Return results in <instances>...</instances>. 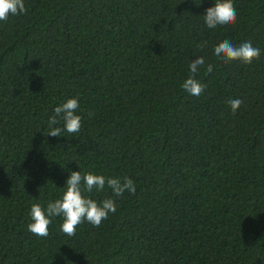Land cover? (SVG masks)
I'll list each match as a JSON object with an SVG mask.
<instances>
[{"label":"trees","instance_id":"16d2710c","mask_svg":"<svg viewBox=\"0 0 264 264\" xmlns=\"http://www.w3.org/2000/svg\"><path fill=\"white\" fill-rule=\"evenodd\" d=\"M24 3L0 21V264H264V0H233L237 23L211 29L215 0ZM224 40L260 59H217ZM197 56L200 97L182 88ZM73 97L80 132L58 117L62 136L48 135ZM79 170L136 192L85 193L117 210L73 237L62 217L47 237L29 232L31 205L61 198Z\"/></svg>","mask_w":264,"mask_h":264},{"label":"clouds","instance_id":"9594fccd","mask_svg":"<svg viewBox=\"0 0 264 264\" xmlns=\"http://www.w3.org/2000/svg\"><path fill=\"white\" fill-rule=\"evenodd\" d=\"M26 11L24 0H0V21H7L10 15L16 16L24 14ZM237 19L233 0H215L214 6L207 8L204 15L205 24L210 29L217 26L235 25ZM206 43L201 42L197 45V49L202 50ZM213 52L217 59H223L225 63L239 60L247 65L260 59L261 50L254 47L251 41H245L239 46H235L229 40H224L214 47ZM204 66V56H197L190 61L191 75L183 82L182 88L192 96L200 97L204 93L206 85L195 78L200 68ZM212 71L213 65L207 64L205 72L210 74ZM227 103L235 114L243 101L230 99ZM78 108L79 100L76 97L69 98L66 102L55 107L54 115L48 121L51 129L48 135L62 136L60 127H51L58 123V117L64 121V131L69 134L79 133L83 118L77 114ZM91 115L89 113V116ZM105 185L111 188L116 197L122 196L125 191L131 194L136 192V185L129 177H124L121 180L118 177H106L92 172L72 171L66 180L67 187L61 198L49 201L46 207L39 202L31 205V222L27 225V230L36 236L47 237L49 226L53 223L54 217H62L61 231L69 237L75 236L77 228L85 222L94 227H99L110 213L116 212V202L112 198L98 202L85 193H91L93 189L98 192L102 191Z\"/></svg>","mask_w":264,"mask_h":264}]
</instances>
